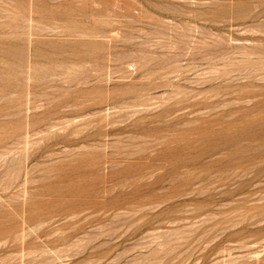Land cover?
Returning <instances> with one entry per match:
<instances>
[{
	"label": "rangeland",
	"instance_id": "obj_1",
	"mask_svg": "<svg viewBox=\"0 0 264 264\" xmlns=\"http://www.w3.org/2000/svg\"><path fill=\"white\" fill-rule=\"evenodd\" d=\"M0 264H264V0H0Z\"/></svg>",
	"mask_w": 264,
	"mask_h": 264
},
{
	"label": "bare ground",
	"instance_id": "obj_2",
	"mask_svg": "<svg viewBox=\"0 0 264 264\" xmlns=\"http://www.w3.org/2000/svg\"><path fill=\"white\" fill-rule=\"evenodd\" d=\"M255 244H256V242H255ZM254 246V245H253Z\"/></svg>",
	"mask_w": 264,
	"mask_h": 264
}]
</instances>
